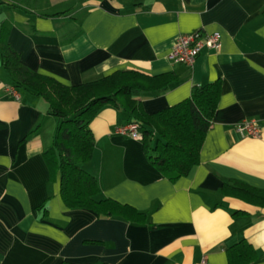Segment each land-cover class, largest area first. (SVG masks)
Masks as SVG:
<instances>
[{"label": "crops", "instance_id": "1", "mask_svg": "<svg viewBox=\"0 0 264 264\" xmlns=\"http://www.w3.org/2000/svg\"><path fill=\"white\" fill-rule=\"evenodd\" d=\"M220 35L191 66L168 60L179 34ZM0 31L33 72L76 85L114 71L166 76L135 89L146 112L172 106L214 81L220 94L198 162L175 180L146 158L141 140L115 133L123 110L104 106L89 123L94 149L83 167L110 198L143 216L66 206L60 171L44 151L58 118L17 90L0 53V264H228L244 239L264 264V207L223 186L264 194V0H0ZM16 94V95H15ZM255 119L259 138L235 130Z\"/></svg>", "mask_w": 264, "mask_h": 264}, {"label": "trees", "instance_id": "2", "mask_svg": "<svg viewBox=\"0 0 264 264\" xmlns=\"http://www.w3.org/2000/svg\"><path fill=\"white\" fill-rule=\"evenodd\" d=\"M0 53L13 87L43 98L48 104L47 112L59 120L52 145L43 154L47 162L60 171V195L66 206L91 209L105 215L143 216L129 205L110 198H98L100 189L95 177L81 167L94 149L89 123L108 104L123 110L127 115L126 122L139 125L146 158L163 176L175 180L197 164L199 149L219 98L218 81L193 87L188 98L149 113L133 98L132 91L163 88L170 78L118 70L67 86L31 71L8 46L6 34L1 31ZM223 192L264 207V194L252 189L224 185ZM257 257L256 251L244 239L227 248L228 264H249Z\"/></svg>", "mask_w": 264, "mask_h": 264}, {"label": "built area", "instance_id": "3", "mask_svg": "<svg viewBox=\"0 0 264 264\" xmlns=\"http://www.w3.org/2000/svg\"><path fill=\"white\" fill-rule=\"evenodd\" d=\"M220 35L217 32L203 34L196 30L190 33L179 34L167 55L168 60L191 66L203 47L218 49L220 46ZM16 95V94H15ZM235 130L241 135L251 138H259L261 129L255 119L243 118L235 125ZM115 133L142 140V133L136 122H127L118 125ZM202 260L200 264H204Z\"/></svg>", "mask_w": 264, "mask_h": 264}, {"label": "rangeland", "instance_id": "4", "mask_svg": "<svg viewBox=\"0 0 264 264\" xmlns=\"http://www.w3.org/2000/svg\"><path fill=\"white\" fill-rule=\"evenodd\" d=\"M83 164H84V163L81 164V167H82V168H84V167H83Z\"/></svg>", "mask_w": 264, "mask_h": 264}]
</instances>
